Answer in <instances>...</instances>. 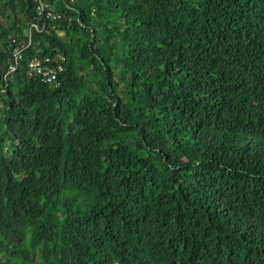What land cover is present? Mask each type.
I'll list each match as a JSON object with an SVG mask.
<instances>
[{
  "label": "trees",
  "instance_id": "obj_1",
  "mask_svg": "<svg viewBox=\"0 0 264 264\" xmlns=\"http://www.w3.org/2000/svg\"><path fill=\"white\" fill-rule=\"evenodd\" d=\"M48 1L57 86L0 0V264H264V0Z\"/></svg>",
  "mask_w": 264,
  "mask_h": 264
},
{
  "label": "built area",
  "instance_id": "obj_2",
  "mask_svg": "<svg viewBox=\"0 0 264 264\" xmlns=\"http://www.w3.org/2000/svg\"><path fill=\"white\" fill-rule=\"evenodd\" d=\"M35 2V12L39 17L43 18V22L39 25L34 22L29 24L28 29L25 31L27 36L26 40L16 41L14 46L12 47V58L9 64L8 71H14L18 64L25 58L24 54L26 50L32 47L35 52L27 59L26 62V74L28 77L38 78L40 81L45 83H50L54 86H57L60 83L62 73L64 71V63L66 61V57L61 52H55L51 54H40L39 49H34L31 46V31L35 30L36 32H41L45 29L47 22L46 21H60L67 17V20H71L70 15L64 14L62 11H58L57 8L54 7L48 0H34ZM74 0H68V2H64L65 5L71 8V4ZM75 19L78 23H80V13L78 10L76 11ZM46 20V21H45ZM52 27L55 25L52 24ZM62 30H58V34H62ZM12 41H15L12 39ZM39 51V52H38Z\"/></svg>",
  "mask_w": 264,
  "mask_h": 264
}]
</instances>
